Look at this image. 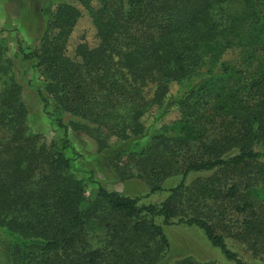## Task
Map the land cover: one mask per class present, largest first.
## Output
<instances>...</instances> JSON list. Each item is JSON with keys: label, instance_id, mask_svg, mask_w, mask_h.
Returning a JSON list of instances; mask_svg holds the SVG:
<instances>
[{"label": "trees", "instance_id": "1", "mask_svg": "<svg viewBox=\"0 0 264 264\" xmlns=\"http://www.w3.org/2000/svg\"><path fill=\"white\" fill-rule=\"evenodd\" d=\"M76 1L97 39L76 47L78 61L65 46L79 11L65 3L46 12L32 52L19 47L46 76L37 94L59 140L28 126L22 87L0 45L7 264H161L170 252L164 227L173 225L200 232L229 264H264V0H242L239 16L227 10L237 0ZM231 50L247 72L223 60ZM171 83L185 87L173 101L178 121L108 163L118 181L139 180L147 196L164 192L165 200L144 204L99 183L86 194L73 172L69 131L91 139L98 153L141 136V117L169 98ZM174 176L179 183L164 189ZM173 264L216 263L184 257Z\"/></svg>", "mask_w": 264, "mask_h": 264}, {"label": "rangeland", "instance_id": "2", "mask_svg": "<svg viewBox=\"0 0 264 264\" xmlns=\"http://www.w3.org/2000/svg\"><path fill=\"white\" fill-rule=\"evenodd\" d=\"M63 3L79 11V16L75 20L65 46L66 56L78 61L76 47L86 44L92 48L97 44V39L90 18L76 0H0V45L4 49V57L12 62L15 77L22 87V99L28 110V126L43 135L49 142L59 140L61 130L42 111V103L37 94L38 91L43 90L46 76L40 69L34 67V61L23 60L19 49L21 48L24 53H30L37 47L39 35L48 17L46 12L54 11L57 5ZM227 10L229 15L239 16L244 10L243 1H235L228 6ZM223 60L237 69L248 71L247 66L243 64L239 50L227 51ZM184 90L183 85L171 83L169 98L161 105L152 106L141 117L143 134L122 142L112 141V147L102 153L97 152L96 145L91 139L84 136L78 137L69 131L71 147L78 155L69 154L74 158L73 172L83 181L86 194H90L95 189V183H99L108 191H115L129 197H142L141 202L144 204L159 205L165 200L167 194L164 192H156L147 196L148 188L139 180L133 178L124 182L118 181L113 176L108 163L117 153L127 154L130 151L140 150L151 137L177 122L179 112L173 101ZM152 92L153 86L146 88V97H151ZM51 108L49 107L47 111H51ZM63 119L67 123L68 117L63 116ZM168 135L174 136V133L168 131ZM196 177L197 175L189 176L186 183H190ZM179 181V176L171 177L163 182L162 187L164 189L175 187ZM164 232L170 244V252L161 264H173L184 257H192L204 263L229 264L218 251L210 248L201 233L194 229L173 225L165 226ZM7 242L8 239L0 235V264H7L5 254ZM233 246L242 259L250 262L249 255L242 250V247L236 244Z\"/></svg>", "mask_w": 264, "mask_h": 264}]
</instances>
